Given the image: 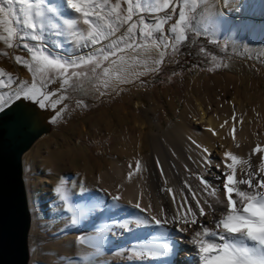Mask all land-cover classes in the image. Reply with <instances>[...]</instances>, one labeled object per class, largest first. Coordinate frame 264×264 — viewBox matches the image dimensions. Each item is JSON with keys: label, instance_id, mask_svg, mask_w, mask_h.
Returning a JSON list of instances; mask_svg holds the SVG:
<instances>
[{"label": "rangeland", "instance_id": "374dc122", "mask_svg": "<svg viewBox=\"0 0 264 264\" xmlns=\"http://www.w3.org/2000/svg\"><path fill=\"white\" fill-rule=\"evenodd\" d=\"M54 1L0 0V108L27 93L45 98L48 106L59 110L44 142L39 140L37 148L29 151L27 161L28 186L40 222L36 235L40 264H52L50 252L55 244L62 249L67 237L77 239L88 232L78 221L71 224L64 213L66 207L76 208L81 199L80 181L94 178L113 163L148 155L155 147L153 135L186 125L191 96L199 95L221 109L217 95L224 90L223 77L232 76L246 106L242 112L233 106L229 119L255 124L263 116L264 121V105L259 101L264 93V71L259 67L264 69V62L262 54H257L264 53V41L253 36L252 25L244 28L235 20L241 0H223V9L218 0H75L77 12L71 16L61 2L58 11L50 9ZM85 21L91 25L87 37L68 49L69 38L80 33ZM158 40L168 49L165 62L152 78L139 80L143 90L129 92L118 106L110 93L102 92L100 84L109 62L101 56L103 51H97L117 52L127 44L131 49L126 55H133L136 41L153 44ZM99 42L104 47L91 48L95 53L90 60L68 56ZM248 45L251 49L245 56L242 51ZM239 57L259 67H242L237 73L228 70L226 62ZM47 60L51 63L45 64ZM19 74L25 79L17 83ZM216 74L219 79L212 84L192 83L196 77ZM156 75L158 81L153 80ZM169 104L176 106L171 109ZM138 126H144L143 130L139 132Z\"/></svg>", "mask_w": 264, "mask_h": 264}, {"label": "bare ground", "instance_id": "6f19581e", "mask_svg": "<svg viewBox=\"0 0 264 264\" xmlns=\"http://www.w3.org/2000/svg\"><path fill=\"white\" fill-rule=\"evenodd\" d=\"M74 1L57 0L50 9L58 11L61 2L71 16L76 13ZM218 1L223 9L224 1ZM235 20L244 28L252 25L253 36L264 41V0H241ZM102 47L104 44L98 46ZM249 49L251 45L243 49V55L248 56ZM92 52L71 57L82 62L90 60ZM126 54L112 57L100 84L102 92L110 93L118 106L129 92L142 89L139 80L150 79L169 55L161 40L133 55ZM257 54H262L264 62V53ZM84 56L88 58L81 59ZM242 67L259 66L240 57L239 61L226 62V68L236 73ZM219 75L196 77L192 83H211ZM23 79L25 76L19 74L17 83ZM236 79L223 77L224 90L217 95L221 109L199 95L191 96L186 125L153 135L155 147L148 155L113 163L94 178L80 181L81 199L76 208L66 207L64 213L71 224L78 221L88 232L77 239L67 237L62 249L61 244H55L50 252L52 264H264V121L263 116L255 124L229 119L233 106L240 111L246 106ZM259 101L264 105V93ZM169 105L171 109L176 106ZM143 128L137 127L139 132ZM45 137L40 136L21 157L30 215L27 264H40L41 251L36 239L40 222L28 186L27 161Z\"/></svg>", "mask_w": 264, "mask_h": 264}, {"label": "water", "instance_id": "95a60500", "mask_svg": "<svg viewBox=\"0 0 264 264\" xmlns=\"http://www.w3.org/2000/svg\"><path fill=\"white\" fill-rule=\"evenodd\" d=\"M55 113L27 93L0 108V264H27L30 215L21 157L51 130Z\"/></svg>", "mask_w": 264, "mask_h": 264}, {"label": "crops", "instance_id": "0c3cea01", "mask_svg": "<svg viewBox=\"0 0 264 264\" xmlns=\"http://www.w3.org/2000/svg\"><path fill=\"white\" fill-rule=\"evenodd\" d=\"M74 9H75V11L77 12V9L74 7ZM53 13H55V12H53ZM80 26H81V31H80V33L74 38V39H70L69 38V40H68V42H67V45H68V49L69 48H71V49H74V47H77V45H79V44H81L82 43V41L87 37V35H88V32L90 31V29H91V25H90V23L88 22V21H85V22H83L82 24H80ZM146 43H151V42H144V41H136L135 43H134V47H135V49L137 48V50L139 49H142L143 48V46H145V45H149V44H146ZM155 43V42H154ZM102 45L101 44V42H99V43H97V44H94V45H92L91 47H89L88 49H91V48H93V47H98V46H100V45ZM142 45V46H141ZM56 50H59L58 48H55ZM94 49V48H93ZM99 48H97L96 50H98ZM130 46L129 45H127V44H123V45H121L119 48H118V50H116L117 52H111L110 53V51L109 50H107V49H101L100 51H97L98 53H100L101 51H103V53L101 52L100 54H101V56L103 55L105 58H106V60H108L107 62H109L111 59H112V57H115V56H117V54H118V52L120 51V50H122V51H124V53H127V52H130ZM134 49V50H135ZM51 50V49H50ZM95 50V51H96ZM82 51V50H81ZM80 52V51H79ZM75 53H77V52H75ZM75 53H73V54H75ZM93 53H95L94 51L92 52V54ZM121 53H123V52H121ZM60 54H62V55H64V53H60ZM73 54H69L70 56L71 55H73ZM68 55V56H69ZM93 57V56H92ZM107 57H110V59H108Z\"/></svg>", "mask_w": 264, "mask_h": 264}, {"label": "trees", "instance_id": "16d2710c", "mask_svg": "<svg viewBox=\"0 0 264 264\" xmlns=\"http://www.w3.org/2000/svg\"><path fill=\"white\" fill-rule=\"evenodd\" d=\"M175 67H176V65H174V66L172 67V69L175 68ZM153 80L158 81V80H159V77L156 75V76L153 78Z\"/></svg>", "mask_w": 264, "mask_h": 264}]
</instances>
